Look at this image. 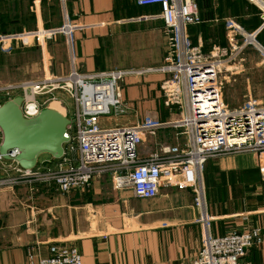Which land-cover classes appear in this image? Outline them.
<instances>
[{"label":"crops","instance_id":"0c3cea01","mask_svg":"<svg viewBox=\"0 0 264 264\" xmlns=\"http://www.w3.org/2000/svg\"><path fill=\"white\" fill-rule=\"evenodd\" d=\"M195 1L201 23L191 26L188 33L193 45L206 55L217 46H229L227 21L249 34L261 26L260 10L249 0ZM159 13L158 6H138L135 0H0V87L49 75L67 76L73 70L91 75L160 67L166 61L169 41ZM67 20L79 27L71 43L61 33L43 44L35 38L2 39L58 29ZM257 43L264 48V31ZM168 78L158 72L128 76L122 83L123 114L102 117L101 125L132 126L147 116L162 122L177 119L165 107L161 91ZM233 82H227L222 93L226 105L237 108L243 88ZM63 102L67 117L73 119L74 101L68 97ZM174 132L164 129L150 137L138 149L141 157L157 151L161 144L175 143ZM79 158V150L66 148L65 158L44 155L38 167L66 169L78 164ZM260 163L253 153L227 155L210 159L203 173L215 237L235 229H260L261 242L246 256L251 264H264ZM199 218L191 189L163 186L156 197L141 199L131 189H116L110 175L68 194L58 192L53 184L3 189L0 264H39L51 256L52 246L77 248L82 264H185L202 248Z\"/></svg>","mask_w":264,"mask_h":264},{"label":"built area","instance_id":"2783aa9c","mask_svg":"<svg viewBox=\"0 0 264 264\" xmlns=\"http://www.w3.org/2000/svg\"><path fill=\"white\" fill-rule=\"evenodd\" d=\"M249 1L260 10L262 23L258 30L249 34L235 22L227 21L229 46H217L206 55L193 45L188 33L191 26L201 23L195 0H135L138 6L160 8L158 18L164 23L169 41L164 65L91 75L73 70L67 76L49 75L38 81L0 87V106L20 94L25 119L38 116L56 102L65 109L58 96L59 92H64L75 103L66 148L80 153L78 164L66 169L38 166L24 169L16 161L17 149L9 151L10 160L0 154V190L53 184L58 192L68 194L74 189L89 188L105 175L112 177L116 189H131L141 199L156 197L163 186L191 189L200 210L202 248L185 264H251L246 256L254 244L261 242L260 229L257 226L244 231L235 229L215 237L211 232L213 218L207 212L203 178L210 159L253 153L261 160L260 174L264 180V103L249 98L240 107L230 108L222 93L227 83L226 65L234 62L250 45L264 54V48L257 43V36L264 31V1ZM78 28L67 20L58 29L2 39L35 38L43 44L61 33L71 43ZM154 72L169 76L161 84V91L165 107L175 113L177 119L162 122L147 116L132 126L103 127L102 117L113 118L118 112H124V80L128 76L141 77ZM164 129L175 130V143H164L157 151L141 157L139 147ZM2 137L0 130V140ZM50 250L51 256L40 260L39 264H82V256L75 247L52 246Z\"/></svg>","mask_w":264,"mask_h":264},{"label":"water","instance_id":"95a60500","mask_svg":"<svg viewBox=\"0 0 264 264\" xmlns=\"http://www.w3.org/2000/svg\"><path fill=\"white\" fill-rule=\"evenodd\" d=\"M22 103L23 98L19 95L0 106L3 136L0 154L10 160L9 151L17 149L16 161L24 169H35L44 155L62 159L70 140L68 128L73 121L53 108H45L38 116L25 119L21 111Z\"/></svg>","mask_w":264,"mask_h":264},{"label":"rangeland","instance_id":"374dc122","mask_svg":"<svg viewBox=\"0 0 264 264\" xmlns=\"http://www.w3.org/2000/svg\"><path fill=\"white\" fill-rule=\"evenodd\" d=\"M225 68H227L225 72L227 82H239L241 84V89L243 88L241 91L242 94L239 96L241 105L249 100V95L264 103V54H262L256 46L250 45L247 47L234 62L226 65ZM229 69H233V73H231ZM58 96L63 101H66L68 98L64 92H59ZM70 106L73 109V105ZM61 112L66 114L64 110ZM122 114L121 112L117 113L118 116Z\"/></svg>","mask_w":264,"mask_h":264},{"label":"bare ground","instance_id":"6f19581e","mask_svg":"<svg viewBox=\"0 0 264 264\" xmlns=\"http://www.w3.org/2000/svg\"><path fill=\"white\" fill-rule=\"evenodd\" d=\"M77 82H79V81H77ZM51 108H53V109H55V110H57L59 112H61L63 110L65 111L64 107L61 104H59L58 102L52 103Z\"/></svg>","mask_w":264,"mask_h":264}]
</instances>
